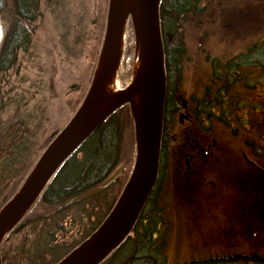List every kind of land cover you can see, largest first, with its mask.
<instances>
[{
    "label": "rangeland",
    "instance_id": "374dc122",
    "mask_svg": "<svg viewBox=\"0 0 264 264\" xmlns=\"http://www.w3.org/2000/svg\"><path fill=\"white\" fill-rule=\"evenodd\" d=\"M200 1V7L177 20L179 41L172 42L181 43L184 56L176 88L179 111L166 128L168 168L157 201L168 223L167 264L204 260L228 251L242 255L258 251L264 256V201L256 199L263 185L243 158L244 154L252 158L249 145L264 155V65L252 64L264 63V54L253 53V61L248 58L246 64L235 67L230 86L234 92L225 95L226 99L232 92L234 103L220 104L219 123L196 120V126L184 119L189 111L181 106L188 97L201 99L205 89L214 93L211 67L219 70V65L217 75L222 79L232 74L224 66H235L238 55L264 43V0ZM107 4L108 0H40L27 51L18 52L14 66L0 74L1 135L18 121L31 130L26 145L21 142L14 150L13 159L3 160L7 176L26 159L24 149L47 146L78 110L97 62ZM6 19L10 21L8 15ZM1 32L4 37L5 24L0 19ZM132 35L131 43L126 27L123 65L112 83L114 91L132 80L135 61L128 49L135 48L133 29ZM225 80L224 88L229 89ZM230 109H234L233 118ZM127 112H122L125 122ZM132 132L131 125L123 148L130 172L136 144ZM194 144L203 148L204 155L199 152L186 173L185 155ZM255 159L259 157L251 160Z\"/></svg>",
    "mask_w": 264,
    "mask_h": 264
},
{
    "label": "trees",
    "instance_id": "16d2710c",
    "mask_svg": "<svg viewBox=\"0 0 264 264\" xmlns=\"http://www.w3.org/2000/svg\"><path fill=\"white\" fill-rule=\"evenodd\" d=\"M193 1L161 0L160 3L167 82L174 83V86H177L179 62L184 53L181 43L172 42L173 38L179 41L177 20L195 7ZM39 2L40 0H0V19L5 24V35L0 45V74L14 66L18 52L27 51L32 24L39 16ZM6 15L10 21L6 19ZM128 27L132 43V26L128 24ZM133 51L131 46L128 49L130 56L134 54ZM253 53L264 54V43L255 44L238 55L235 58V67L246 64L248 58L253 61ZM128 61L129 58L126 59ZM252 64L257 67L264 65L258 61ZM169 90L170 87L167 93ZM168 98L166 95L164 116L170 119L172 110L169 107L172 102ZM1 105L0 102V110ZM124 110H128L126 122L122 118ZM131 125L133 126L131 113L128 105H124L111 114L64 161L42 195L1 241V264H57L98 228L130 177L131 168L127 169L130 162H125L123 148ZM29 134L31 130L21 121L9 125L3 135L0 133V212L21 189L51 142L47 146L37 145L31 151L24 149L26 159L13 170L11 168L12 171L7 176V172L3 170V160L9 157L13 159L14 150L21 142L23 146L26 145ZM132 136L134 137L133 132ZM167 141V135L163 133L158 179L136 225L124 242L99 264H167L168 223L163 208L157 203L168 168ZM122 164L125 165L124 173L110 187L90 198L63 205L65 201L102 184ZM73 230L75 231L71 233ZM241 258L243 257L231 255L221 259L177 264H264V259L253 260L257 258L255 255L248 257V260L247 257L243 260Z\"/></svg>",
    "mask_w": 264,
    "mask_h": 264
},
{
    "label": "water",
    "instance_id": "95a60500",
    "mask_svg": "<svg viewBox=\"0 0 264 264\" xmlns=\"http://www.w3.org/2000/svg\"><path fill=\"white\" fill-rule=\"evenodd\" d=\"M160 0H139L137 28L144 67L129 88L118 95L113 107L98 112L106 102L104 90L121 59L124 30L129 15L121 0H109L103 45L90 88L75 115L52 141L46 152L13 200L0 213V241L38 199L59 166L120 106L141 91V103L133 113L136 141L134 167L122 194L98 229L58 264H99L130 234L154 188L157 179L162 110L165 95L164 51L160 32ZM132 20V19H131ZM133 23V22H132ZM134 26V24H133ZM136 49H137V33ZM122 165L98 187L71 200L72 204L91 197L115 182ZM15 222H12L13 219ZM1 264V262H0Z\"/></svg>",
    "mask_w": 264,
    "mask_h": 264
},
{
    "label": "flooded vegetation",
    "instance_id": "af4514ba",
    "mask_svg": "<svg viewBox=\"0 0 264 264\" xmlns=\"http://www.w3.org/2000/svg\"><path fill=\"white\" fill-rule=\"evenodd\" d=\"M201 3L200 0H194L193 1V5L196 7H200L199 4ZM192 9L194 10V8L192 7ZM192 10V11H193ZM189 11V12H192ZM187 12L185 14V16H188ZM195 12H193L194 14ZM177 56V55H176ZM178 60L180 59L178 56L176 57ZM215 66V65H214ZM220 70V67L218 65L217 67ZM223 68V67H222ZM225 68H231L230 71L232 72V74L229 75H225L224 77L218 76L217 74H220L219 70H216V68L211 67V78L212 79V84L215 85V89H214V93L212 92V90L210 89H205L202 92V98L198 99V101H195V98L193 96L188 97L185 103L181 104L182 106V110L185 111H189L188 115H187V119L184 118L185 120H187L188 122L191 121H201L200 124H202V122H205V120L208 121H216L219 123L218 120V113L220 111V104H222V102H224L225 105V101H227V104H231L233 105V101H232V92H234V90H232L230 88V86H232L231 81L233 80V74L235 73V66L231 65L230 67L228 66H224ZM250 69V67H249ZM230 76H232V78H230ZM226 79L228 82V88L226 89L224 87H227V83H226ZM178 83V82H177ZM221 86H223V89H221ZM168 87H170L169 92L167 93V95L169 96V100L171 103V106L169 107L170 110H172V115L174 114V116L177 114V111H179L178 106L177 105L179 103V100H177V90H178V86H174V83L172 84H168ZM177 88V90H176ZM168 90V88H167ZM231 94L228 98L225 99V95L229 94V91H231ZM247 90V89H246ZM211 91V92H210ZM247 92V91H246ZM222 98V99H221ZM189 107V108H188ZM229 113L231 114V117H234V109H230ZM228 113V114H229ZM215 115V116H214ZM189 119V120H188ZM249 149H251V156L252 158H257L259 157L258 160H251L248 158V156L246 154L243 155L244 158V164H246L247 166L253 168L252 170L255 171L258 174V177L260 178V183L263 185L262 186V190L259 189V192L256 193V199L258 200H263L264 201V155H261L260 151H252L253 148L249 145L247 146ZM199 149V150H198ZM209 150V147L207 148ZM191 153L186 154L185 155V171L186 173H190L191 172V165H192V161L194 160V157L201 152L202 155H204V150L202 147H199V145L194 144V146L192 148H190L189 150ZM254 247V246H253ZM238 254V253H236ZM241 255V254H240ZM245 256H247L245 254ZM259 259H256L255 261H258Z\"/></svg>",
    "mask_w": 264,
    "mask_h": 264
},
{
    "label": "bare ground",
    "instance_id": "6f19581e",
    "mask_svg": "<svg viewBox=\"0 0 264 264\" xmlns=\"http://www.w3.org/2000/svg\"><path fill=\"white\" fill-rule=\"evenodd\" d=\"M124 6V13L126 15H129L132 19V22L134 24V27L136 29V33H137V40H138V44H137V49H136V55L134 54V77H136L141 70H143L144 67V58L143 55H141V47H140V38H139V32H138V28H137V22H138V13H139V0H121ZM128 25H127V30H128ZM128 35V34H127ZM127 37V36H126ZM123 53V52H122ZM123 65V63H122ZM122 65H120V68L122 69ZM119 70V68L116 70V72L113 74V76L111 77L110 81L107 83L105 90H104V95L106 97V102L104 103V105L98 110V112H102L105 111L111 107L114 106L116 99L118 97L119 94H121V92L123 91L122 89L114 91L113 89V81L115 78V75L117 73V71ZM140 94L141 91L138 92L137 94L131 96L128 100L131 109L134 113L138 112L140 103H141V99H140ZM55 145H53L51 148H49V150L46 152V157L54 150ZM16 219L14 218L12 220V222H15Z\"/></svg>",
    "mask_w": 264,
    "mask_h": 264
}]
</instances>
